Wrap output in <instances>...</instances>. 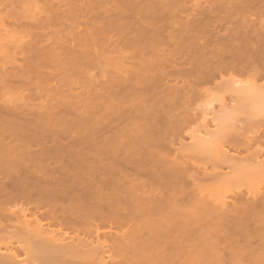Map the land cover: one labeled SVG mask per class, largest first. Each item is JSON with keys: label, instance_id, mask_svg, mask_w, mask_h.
<instances>
[{"label": "bare ground", "instance_id": "obj_1", "mask_svg": "<svg viewBox=\"0 0 264 264\" xmlns=\"http://www.w3.org/2000/svg\"><path fill=\"white\" fill-rule=\"evenodd\" d=\"M263 77L264 0H0V264H264Z\"/></svg>", "mask_w": 264, "mask_h": 264}, {"label": "rangeland", "instance_id": "obj_2", "mask_svg": "<svg viewBox=\"0 0 264 264\" xmlns=\"http://www.w3.org/2000/svg\"><path fill=\"white\" fill-rule=\"evenodd\" d=\"M253 12H254V11H253ZM253 12H252V14H254ZM256 15H258V14H256ZM252 16L255 17V15H252ZM113 37H115V36L112 35V38H113ZM114 39H115V38H114ZM113 66H114V65H113ZM90 70H91V73H95V72H96V71H95L96 69H95V70L90 69ZM236 76H237V77H236ZM236 76H235V75L232 76V78L234 77V78H233V81H234L235 77H236V80H235V81H237V82L234 81V82H235V83H233L234 86H235V85H236V86L240 85V84H241L240 81H242V80H243V81H247V80L249 79V78H247V77L245 78L244 75H240V76H239V75H236ZM223 77L225 78V80H226V77H227V80L229 79V78H228L229 76H227V75H225V76H223ZM223 77H222V78H223ZM220 78H221V77H220ZM220 78L217 76V78H215V80H213V81H220ZM222 80H223V79H222ZM229 80H231V79H229ZM262 80L264 81V77H263V79H261V80L259 79V81H258V83H259L258 86H259V85H262V84L264 83ZM243 81H242V82H243ZM221 82H222V81H221ZM213 83H214V84H213ZM236 83H238V84H236ZM239 83H240V84H239ZM206 84H207V83H206ZM210 84H211V85H210ZM210 84H209V85H208V84H207V85H204V84H203V85H204V88H203L204 91L201 92V90H200L199 93L196 92V94H197L198 96L200 95V92H201V95H200V96H202V95H203V96L206 95L205 97L202 96L203 98H202V97H198L199 99L196 98L198 101H193V100H196V99L191 100L192 103H190V107L193 106L192 108H194L195 106H197V107H196V108H197V112L194 111L195 108L192 109V111H194L195 113H197V114H196V115H197L196 117H197L198 119L195 118V119L191 120L190 123L188 122V123L183 127V129L185 128V132H183V133H186V134H187L188 132L192 131V130H193V127H194V128L197 127V128L193 131V133L195 134V132H196V135L199 134V136H194V135H193V136L195 137V139H193L194 137H192V133L190 132V137H189V135H186V134H185V135H182V134H181L182 136H181V141H180V142H183L182 144H181L180 142H177V141H176V142H177L176 144H179V145H177V146H179V147H180V145H182V146L186 145V146L189 147L188 149L190 150L189 152L192 153V157H190L191 154H190V155L188 154V155H189V156H188L187 153H186V155H187L186 157H188V159H189V157H190V159L195 157V158L197 159V161H198L199 159H201L200 157H203V156H204L203 152L205 151L206 148L203 147V148H201L200 150H193V149H196V148H193V147H196V145H200V146H201V143H202V142H203L204 145H205L206 143H208L207 141H209L208 139H209V137H211V136H209V134L211 135L212 133H214L213 135H215V134H217V132H218L219 134L221 133V132H220V131H221V127H222V126H220L221 123H219L218 120H217V122L215 121V118H216V119L220 118V117H218V116L220 115L219 112H221V113H222V112L225 113V112L228 110V109L225 110V108H227V107L230 109L228 112H230L231 109H232V111H233L234 107H235V106L237 107L239 104L241 105V103L243 104V106H244L243 108H244V109H241L239 112H243V113H245L246 110L250 112V109H249L250 107H251V110L254 109L253 111H255L256 108L258 109V107L255 106V107H256V108H255V107H253V105H257V104H255V103H256V98L259 100L258 96H259L260 94H259L258 96H257V95H254V94L251 95V96H250V95L248 96V97H250V99H251V97H253V99L255 100V101L253 100V102H251V103H253V105L250 104V101H249V102L247 101L246 98H248V97L246 96V93L243 94L244 96H246V98H244V96L242 95V93H244V92H242L241 90H242V88L245 89V87L242 86V85H243V84L246 85L245 82L242 83V85H241L242 88L240 87L241 90H240L239 88H237V89H239V93H237V95L239 96V94H240L241 97L239 96V98H238L237 95H236V92L234 93V95H231V93L228 92L229 89H230L231 87H229L228 84H227V85H226L227 87H226V86H221V88H222V87H226V89H225V88L222 89V94H224V93H223V92H225L224 90H228L227 92H228L229 94L225 92L226 94H224V95H223V98H222V95H221V93H220L222 99H220V100H219V99H216L215 101H214V97L212 98V94L214 95V93H213L214 91H212V89L215 90V87H216L215 85H216V84H215V82H210ZM218 84H219V83H218ZM203 85H202V86H203ZM229 85H230V84H229ZM256 85H257V83H256ZM263 85H264V84H263ZM263 85H262V87L264 88ZM208 86H209V87H208ZM211 86H212V88H211ZM214 86H215V87H214ZM230 86H231V85H230ZM232 86H233V85H232ZM234 86H233L232 88H234ZM236 86H235V87H236ZM205 87H206V89H205ZM218 87H219V86L217 85V88H218ZM246 87H247V86H246ZM254 87H255V86H254ZM207 88H208V89H211V91H212V94H211V95H209V93H211V91H210V92L206 91V90H208ZM221 88H219V91L221 90ZM227 88H229V89H227ZM255 88H256V87H255ZM201 89H202V87H201ZM235 89H236V88H234V90H235ZM258 89H259V88H258ZM260 89H261V86H260ZM231 90L233 91V89H231ZM262 90H263V89H262ZM205 91H206L208 94H203V93H205ZM235 91H236V90H235ZM240 91H241L242 93H241ZM243 91H244V90H243ZM254 91H255V90H254ZM256 91H257V88H256ZM258 91H259V90H258ZM230 92H231V91H230ZM237 92H238V91H237ZM259 92H262V91L260 90ZM218 93H219V92H218ZM254 93H255V92H254ZM196 94H195V95H196ZM232 94H233V93H232ZM255 94H258V93L256 92ZM262 94L264 95V92H263ZM7 95H8V94H7ZM247 95H248V94H247ZM207 96H208V97L211 96L210 98H212V99L210 100V98H208ZM215 96H216V95H215ZM230 96H231V97H230ZM233 96H234V97H233ZM232 97H233V98H232ZM235 97H236V98H235ZM262 97H263V96H262ZM200 98H201V101H200ZM204 98H206V99L208 98L209 100H208V99L206 100V99H204ZM218 98H219V97H218ZM234 98H235V99H234ZM243 98H244L247 102H246V101H243ZM238 99H240V100H238ZM248 99H249V98H248ZM203 100H205V101H203ZM231 100H232V101H231ZM258 100H257V101H258ZM261 100H262V99H260L259 101H261ZM206 101H207V102H206ZM209 101H210V102H209ZM219 101H220V102H219ZM223 101H225V102H223ZM233 101L236 102V103H234V105L237 104V105H235L234 107H232V105H233ZM259 101H258V102H259ZM193 102H194V103H193ZM197 102H199V103H197ZM203 102H204V103H203ZM211 102H212V103H211ZM244 102H245V103H244ZM254 102H255V103H254ZM205 103H206V104H205ZM222 103H223V104L225 103V104L223 105V106H225L224 108H223V106H222ZM262 103H263V101H262ZM262 103H260V105H261ZM194 104H195V105H194ZM198 104H200V105H198ZM246 104H247L249 107H248V106L245 107ZM201 105H202V106H201ZM240 105L238 106V109H237V110H236V109H234V110H235V111H238V110H239V107L242 108V105H241V106H240ZM263 105H264V104H263ZM188 106H189V104H188ZM230 106H231L232 108H230ZM224 110H225V111H224ZM199 111H200V112H203L202 115H200L201 113H199ZM218 111H219V112H218ZM232 111H231V112H232ZM204 113H205V114H204ZM218 113H219V115H218ZM198 114L201 116V119L199 118V115H198ZM247 114H249V113H247ZM221 115H223V114H221ZM221 115H220V116H221ZM241 115H242V116H241L240 118H239V116L237 117V120H238L237 122H246V121H245V120H246L245 117H246L247 115H245V117L243 116V114H241ZM71 117H72V116H71ZM202 117H203V118H202ZM222 117H223V116H222ZM222 117H221L220 119H222ZM243 118H245V119H243ZM67 119H68V120H66V124H65V125H66V126H68V125H72L73 119H72V118H67ZM199 119H200V120H199ZM122 120H123V119H122ZM122 120H121V122H122ZM124 120H125V119H124ZM223 120H224V117H223ZM223 120H222V121H223ZM243 120H244V121H243ZM117 121H118V120H117ZM125 121H126V120H125ZM220 121H221V120H220ZM115 122H116V121H115ZM121 122H118V123L116 124V126L119 127V126L121 125ZM199 122H200V123H199ZM205 122H206V123H205ZM119 123H120V124H119ZM122 123H123V122H122ZM218 123H219V124H218ZM258 123H259V121L256 123L255 127L257 126V127L259 128V126H260V127L262 128V126H263L264 124H261V123L258 124ZM118 124H119V125H118ZM201 124H202V125H201ZM238 124H239V125H238ZM244 124H246V123H244ZM222 125H223V124H222ZM237 125H238V126H241V125H243V124L237 123ZM31 126H44V124H40V125H39V124H38V125L32 124ZM86 126H88V125H85V126L83 125V126H81V127H86ZM113 126L116 128L115 125H113ZM121 126H122V125H121ZM224 127H225V126H224ZM253 127H254V126H253ZM222 128H223V127H222ZM258 128H257V129H258ZM191 129H192V130H191ZM197 129H198V132H199V133L197 132ZM222 130H223V129H222ZM183 131H184V130H183ZM213 131H214V132H213ZM111 132H112V131L109 130L108 132L105 131V132L101 133L100 135H98V137H96V139L93 138V139H94L93 142L98 143V142H102V141L105 140V139H110V138L113 136ZM62 133H63V132H61V135H62ZM200 133H201V134H200ZM55 134H56L57 136H58V134L60 135V133H57V132H56ZM66 134H67V133H66ZM67 135H68V134H67ZM67 135L65 136V133H64V136H63V137L61 136L62 138H61L60 136H58V138L60 137L59 140H60L61 142H62V141H67V142H68V141L71 140V139L69 138L70 135H69V136H67ZM115 135H116V134H115ZM201 135H202V136H201ZM200 136H201V139L204 140V141L200 140V142L202 141L201 143H199V140H198V137H200ZM90 137H92V136H90ZM182 137H183V138H182ZM196 137H197V138H196ZM213 137H214V136H213ZM213 137H211V138H213ZM71 138H72V137H71ZM72 139H73V138H72ZM76 139H77V138H76ZM76 139H74V140H75L74 142H76ZM90 139H91V138H90ZM199 139H200V138H199ZM213 139H214V138H213ZM85 140H86V139H85ZM91 140H92V139H91ZM206 140H207V141H206ZM88 141H90V140H88ZM205 141H206V142H205ZM210 141H212V139H211ZM69 142H70V141H69ZM72 142H73V141H72ZM91 142H92V141H91ZM91 142H89V143H91ZM85 143H88V142L85 141ZM198 143H199V144H198ZM211 143H212V142H211ZM204 145H203V146H204ZM182 146H181V147H182ZM191 146H193V147L191 148ZM200 146H199V147H200ZM179 147H178V148H179ZM190 148H191V149H190ZM204 148H205V149H204ZM198 149H199V148H198ZM202 149H203L204 151H203ZM184 150H185V149H184ZM191 150H193V151H191ZM187 151H188V150H187ZM197 151H198V153H197ZM189 152H188V153H189ZM196 153H197L198 156L195 155ZM199 153H200L201 156L199 155ZM201 153L203 154V156H202ZM208 153L211 155V152H208ZM208 153H207V150H206V153H205V154H208ZM92 154H93V153H92ZM98 154H99V153H98ZM193 154H194L195 156H194ZM243 154H244V153H243ZM120 155H122V154H120ZM196 156H197L198 158H197ZM199 156H200V157H199ZM204 157H206V156H204ZM204 157H203V158H204ZM263 157H264V156H263ZM263 157H262V158H263ZM203 158H202V159H203ZM262 158H260V159H262ZM196 159H195V160H196ZM200 161H201V160H200ZM249 164H250V163H249ZM244 184L247 185V186H249V184L252 186V184H251L250 182L246 184V182H245V183H243V185H242L243 187L241 186L242 188L239 187V188L242 190V193H243L244 195H246V190H247L248 188L246 187V189H244V188H245ZM251 186H250V187H251ZM228 187H229V186H228ZM234 187H235V186H234ZM226 188H227V187H226ZM230 188H231V187H230ZM234 189H236V188H234ZM234 189L232 188L233 192H234ZM232 190H231V191H232ZM226 191H228V190L226 189ZM229 191H230V190H229ZM229 191H228V192H229ZM231 191H230V192H231ZM235 191H236V190H235ZM228 192H227V193H228ZM234 193H236V192H234ZM228 197H229V195H228ZM230 198H231V197H229L228 199H230ZM242 260H244V263H246V264L248 263V259H244V258H243ZM242 262H243V261H242Z\"/></svg>", "mask_w": 264, "mask_h": 264}]
</instances>
